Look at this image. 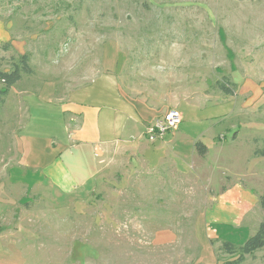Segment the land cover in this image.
<instances>
[{
  "label": "rangeland",
  "instance_id": "obj_1",
  "mask_svg": "<svg viewBox=\"0 0 264 264\" xmlns=\"http://www.w3.org/2000/svg\"><path fill=\"white\" fill-rule=\"evenodd\" d=\"M17 3L23 8L12 13ZM0 20L2 72L23 56L14 42L26 44L38 83L42 76L72 83L68 72L79 59L83 68L89 55L105 71L106 57L130 97L160 98L183 112L182 130L196 128L194 115L203 118L199 138L210 148L205 172L197 157L189 176L169 164L126 171L129 162L120 155L86 206H53L48 199L39 205L29 194L20 205L37 207L31 229L38 237L21 254L24 264H219L229 258L220 250L224 242L243 246L256 233L257 225L236 222L218 197L208 196L218 191L210 184L214 175L218 188L235 178L232 165L247 173L255 168L264 192V158L254 155L264 148V0H2ZM11 46L13 54L3 57ZM201 102L204 110L196 112ZM20 120L24 125L25 108L10 91L0 110V201L14 196L3 180L16 159L9 151ZM241 204L242 213L258 212L253 221L262 219L258 197ZM257 253L244 264H264V250Z\"/></svg>",
  "mask_w": 264,
  "mask_h": 264
},
{
  "label": "crops",
  "instance_id": "obj_2",
  "mask_svg": "<svg viewBox=\"0 0 264 264\" xmlns=\"http://www.w3.org/2000/svg\"><path fill=\"white\" fill-rule=\"evenodd\" d=\"M19 8L23 7L17 3L11 9L12 13H19ZM10 26L13 27L12 22ZM12 45L18 46L20 55L28 53L25 43L14 42ZM12 50L11 46L8 51H4L3 57L13 54ZM26 55L31 59L30 54ZM92 61L94 60L89 55L82 68V59H79L78 69L70 71H79V76L74 77V73L69 74L70 72L67 74V77L74 78L72 83L66 84L63 81L59 85L58 80L53 81L44 76L38 83L37 74H31L28 87H24L28 77L26 79L23 76L21 82L11 89L25 108L26 121L21 125L20 120L19 129L14 133V150L9 151V156L13 158L16 155V159L11 160L12 163L8 162L9 175L3 180L6 181L4 184L12 185L8 192L14 196L0 201V264H24L21 254L26 253L29 246L35 245L34 236L38 237V234H33L31 228L32 216L37 207L31 210L28 206L20 205L21 202L31 200L27 198L29 194L32 199L40 201L39 205H46L48 199L53 201V206L66 207L68 203L86 206L85 202L94 195L99 179L111 174L112 166L114 167L116 158L120 155L129 162L124 168L126 171L157 170L169 164L175 171L189 176L188 168L197 166L193 160L197 157L201 158L198 169L205 172L207 168L205 161L210 154L209 146L208 153L203 158L195 148L196 143H203L199 138L205 131L201 124L203 118L194 115L192 123L196 128L192 132L182 130L184 114L176 107L183 116L179 130L164 141L149 142L145 139L147 127L170 110V105L160 98L153 101L144 95L130 97L121 86L116 71L108 68L106 57L105 71L92 66ZM245 92L243 90L241 94ZM202 102L193 107L196 112H203ZM212 139L221 140L214 136ZM217 157L216 162H223L220 155ZM185 158L195 164L188 167ZM237 168L235 165L231 166L232 171H229L235 178L226 177L230 179L229 183L225 185L224 179L219 188L215 186L213 174L210 184L218 191L208 197H218L223 210L235 213L233 219L236 222L249 225L253 223L259 228L264 219L262 210L260 213L263 217L259 221H253L255 214L252 213H256L255 211H241L242 198L250 200L258 197L259 203L260 196L264 195V192H258L257 189L258 172L255 168L249 173L240 172ZM195 171L193 168V173ZM131 173H125V178L129 179ZM23 191L27 196L21 195ZM20 196L21 199L18 198ZM22 245L26 249L21 250Z\"/></svg>",
  "mask_w": 264,
  "mask_h": 264
},
{
  "label": "trees",
  "instance_id": "obj_3",
  "mask_svg": "<svg viewBox=\"0 0 264 264\" xmlns=\"http://www.w3.org/2000/svg\"><path fill=\"white\" fill-rule=\"evenodd\" d=\"M261 1V0H250ZM29 55H23L19 62L14 64L12 71L2 72L0 70V110L6 103L11 89L22 80L23 76L33 74ZM220 90L228 96H234V91L224 83H219ZM197 154L200 157H205L208 153V148L203 143L198 142L195 145ZM254 155L259 158H264V148H257ZM259 205L264 213V195L259 198ZM221 252L229 257L227 260H222L219 264H244L247 257L256 252L264 250V219L261 222L258 231L251 236L243 246L234 245L231 242H224L221 246Z\"/></svg>",
  "mask_w": 264,
  "mask_h": 264
},
{
  "label": "built area",
  "instance_id": "obj_4",
  "mask_svg": "<svg viewBox=\"0 0 264 264\" xmlns=\"http://www.w3.org/2000/svg\"><path fill=\"white\" fill-rule=\"evenodd\" d=\"M183 116L176 109L168 110L146 129V138L151 143L164 141L170 134L179 130Z\"/></svg>",
  "mask_w": 264,
  "mask_h": 264
}]
</instances>
